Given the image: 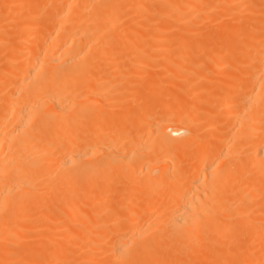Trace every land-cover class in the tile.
<instances>
[{"label":"bare ground","instance_id":"6f19581e","mask_svg":"<svg viewBox=\"0 0 264 264\" xmlns=\"http://www.w3.org/2000/svg\"><path fill=\"white\" fill-rule=\"evenodd\" d=\"M0 264H264V0H0Z\"/></svg>","mask_w":264,"mask_h":264}]
</instances>
